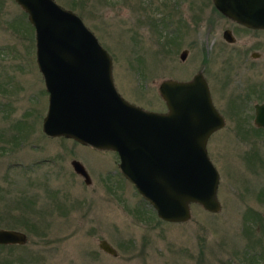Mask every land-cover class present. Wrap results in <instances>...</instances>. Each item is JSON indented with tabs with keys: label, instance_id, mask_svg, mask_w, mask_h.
Here are the masks:
<instances>
[{
	"label": "rangeland",
	"instance_id": "1",
	"mask_svg": "<svg viewBox=\"0 0 264 264\" xmlns=\"http://www.w3.org/2000/svg\"><path fill=\"white\" fill-rule=\"evenodd\" d=\"M53 1L95 36L117 93L135 106L164 112L159 84L201 74L223 119L205 144L219 210L191 204L187 220L164 221L115 152L46 135L33 26L14 0H0V229L26 236L0 245V264H264V129L253 121L264 102V31L223 17L212 0Z\"/></svg>",
	"mask_w": 264,
	"mask_h": 264
},
{
	"label": "water",
	"instance_id": "2",
	"mask_svg": "<svg viewBox=\"0 0 264 264\" xmlns=\"http://www.w3.org/2000/svg\"><path fill=\"white\" fill-rule=\"evenodd\" d=\"M14 1L27 13L34 29L35 62L47 92L42 131L117 153L123 177L164 221L187 220L192 202L217 212L218 173L205 144L222 127L223 119L211 103L201 74L187 81H162L157 89L166 110H144L117 93L108 53L75 13L53 0ZM212 3L235 22L264 31V0ZM229 33L225 30L223 37L232 42ZM253 121L264 128V102L254 105ZM70 163L89 184L81 163ZM25 241L23 232L0 229V245ZM98 246L114 255L105 240Z\"/></svg>",
	"mask_w": 264,
	"mask_h": 264
},
{
	"label": "flooded vegetation",
	"instance_id": "3",
	"mask_svg": "<svg viewBox=\"0 0 264 264\" xmlns=\"http://www.w3.org/2000/svg\"><path fill=\"white\" fill-rule=\"evenodd\" d=\"M212 4H213V3H212ZM213 6H214V5H213ZM214 8H215V7H214ZM215 9H216V8H215ZM216 10H217V9H216ZM217 11H218V10H217ZM218 12H219V11H218ZM219 13H220V12H219ZM220 14H221V13H220ZM222 15H223V14H222ZM223 17H225V18H227V19H230V18H228V17H226V16H224V15H223ZM230 20H232V19H230ZM232 21H234V20H232ZM234 22H235V21H234ZM238 25H239V24H238ZM240 25H241V24H240ZM241 26H243V25H241ZM243 27H245V26H243ZM225 30L228 31V29H225ZM225 30H224V31H225ZM224 31H222V34H223ZM228 32H229V31H228ZM229 34H230V33H229ZM255 54H256V53H255ZM216 110H217V109H216ZM263 129H264V128H263ZM212 133H213V132H212ZM212 133H211V134H212ZM217 187H218V184H217ZM230 194H231V192H230ZM227 198H228V197H227ZM191 204L199 205V204H197V203H195V202L190 203V204H189V207H188V208H189V212H190V205H191ZM199 206H200V205H199ZM200 207H201V206H200ZM201 208H202V207H201ZM202 209H203V208H202ZM206 212H208V211H206ZM208 213H213V212H208ZM214 213H215V212H214ZM214 213H213V214H214ZM263 214H264V213H263ZM262 217H263V215H262ZM263 218H264V217H263ZM100 250H101V249H100ZM103 252H104V251H103Z\"/></svg>",
	"mask_w": 264,
	"mask_h": 264
},
{
	"label": "bare ground",
	"instance_id": "4",
	"mask_svg": "<svg viewBox=\"0 0 264 264\" xmlns=\"http://www.w3.org/2000/svg\"><path fill=\"white\" fill-rule=\"evenodd\" d=\"M81 145H86V144H81ZM86 146H89V145H86ZM90 147H92V146H90ZM93 148V147H92ZM95 149V148H94ZM117 154V153H116ZM119 169V168H118Z\"/></svg>",
	"mask_w": 264,
	"mask_h": 264
}]
</instances>
